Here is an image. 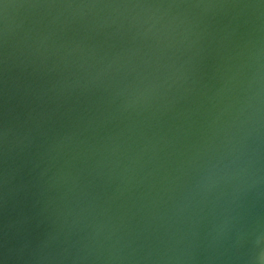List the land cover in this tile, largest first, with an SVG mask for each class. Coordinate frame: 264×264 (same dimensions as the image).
<instances>
[{
  "label": "water",
  "instance_id": "95a60500",
  "mask_svg": "<svg viewBox=\"0 0 264 264\" xmlns=\"http://www.w3.org/2000/svg\"><path fill=\"white\" fill-rule=\"evenodd\" d=\"M0 264H264V0H0Z\"/></svg>",
  "mask_w": 264,
  "mask_h": 264
}]
</instances>
